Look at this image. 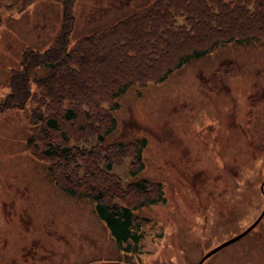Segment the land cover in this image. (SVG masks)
<instances>
[{"label":"rangeland","instance_id":"1","mask_svg":"<svg viewBox=\"0 0 264 264\" xmlns=\"http://www.w3.org/2000/svg\"><path fill=\"white\" fill-rule=\"evenodd\" d=\"M146 1L76 0L68 45ZM152 18L166 33L163 39L168 38L165 14L161 11ZM59 20V0H34L20 10L1 12L0 98L22 49L48 46ZM213 21L215 27H224L216 18ZM117 102V126L105 140L142 137L145 144L141 170L130 174L127 157L111 166L121 184L118 189L104 186L109 200L127 204L140 200L143 195L128 188L138 179H145L141 184L146 198H155L159 190L164 200L132 211L144 221L136 247L129 245L127 253L119 250L90 201L69 196L50 183L44 173L46 162L24 143L32 107L7 108L0 113V264L19 262V253L30 243L26 264H187L241 231L259 213L264 204L258 189L260 183L264 192V39L216 46L161 82L129 87ZM74 135L87 137V132ZM188 171L202 174L195 176L201 188L187 194L195 219L184 229L192 242L184 244L188 260L183 261L178 247V259L173 256L170 223L165 221L190 215L177 191ZM196 216H206L208 224L202 225ZM160 226L164 227L158 233ZM255 259L264 264V213L247 233L210 254L203 264H253Z\"/></svg>","mask_w":264,"mask_h":264},{"label":"trees","instance_id":"2","mask_svg":"<svg viewBox=\"0 0 264 264\" xmlns=\"http://www.w3.org/2000/svg\"><path fill=\"white\" fill-rule=\"evenodd\" d=\"M32 1L0 0V14L20 10ZM75 2L59 0L60 20L48 46L22 49L17 67L8 73L0 113L7 108L32 107L26 148H34L31 153L46 162L44 173L58 190L91 202L108 235L127 253L129 245L135 248L138 244L139 225L144 222L132 211L164 200L159 190L155 198L145 197L141 184L145 179L126 186L142 194L140 200L131 204L109 200L104 186L118 189L121 184L111 166L127 157L130 174L141 170L145 144L142 137L105 140L117 126V98L129 87L161 82L216 46L264 39V0H147L68 45ZM220 7L224 10L218 13ZM161 11L169 21L165 39L158 21L152 20ZM215 18L223 28L215 27ZM85 132L87 137L74 135Z\"/></svg>","mask_w":264,"mask_h":264},{"label":"flooded vegetation","instance_id":"3","mask_svg":"<svg viewBox=\"0 0 264 264\" xmlns=\"http://www.w3.org/2000/svg\"><path fill=\"white\" fill-rule=\"evenodd\" d=\"M216 138L214 137V140ZM199 174H202V172H191V171H188L186 173V177L184 179H182L180 181V183L177 185L178 189L177 191L179 192V197H180V201L182 203H184L183 205L187 206V209L190 211V215L188 217L186 216H171V217H166L168 218L169 220L168 221H165L166 223H170L169 228H170V231H168V244L170 246L173 247V256L175 258L178 259V253H177V248L181 251V255H180V259H182L183 261H187L188 259L186 258V255L184 253L186 248L184 247V244H187L188 246L191 244L192 242V238L187 234V236L184 235V229H188L190 228V225L193 223L195 217L193 216V209H192V201L187 199V194L191 193L192 191H198L201 186H198L199 184H196V182H198L195 178V176H198ZM260 185V183H259ZM262 185V184H261ZM258 189H259V186H258ZM260 190V189H259ZM183 191L185 193H183ZM177 200L173 199V204H175ZM264 213V212H263ZM262 216V215H261ZM197 219H200L201 220V224L204 225V224H208V219L206 216H196ZM144 223V222H143ZM162 224V223H161ZM164 226H160L158 227V230L157 232L159 233L160 230L163 228ZM252 228V227H251ZM250 228V229H251ZM249 229V230H250ZM248 230V231H249ZM247 231V232H248ZM245 232V233H247ZM244 233V234H245ZM243 234V235H244ZM263 234V233H262ZM261 234V235H262ZM242 236V235H241ZM240 236V237H241ZM142 237H140L141 239ZM239 238V237H238ZM236 238V239H238ZM139 239V241H140ZM235 239V240H236ZM254 240H256L255 238H252ZM138 241V242H139ZM234 241V240H233ZM232 242V241H231ZM230 243V242H229ZM257 243H258V240H257ZM32 245L33 243H30V246L31 247H26V248H23L22 251H21V254H25L24 256H21V254L19 253L18 257L20 258L19 259V263L22 264V263H25V261L28 259V255L30 254L31 252V249L32 248ZM134 248V247H133ZM210 249V248H209ZM207 249V250H209ZM206 250V251H207ZM204 251V253L206 252ZM204 253H199L198 256L194 257L192 260L190 261H187V264H196L199 259L202 257V255ZM212 254V253H211ZM209 256V255H208ZM207 256V257H208ZM206 258V257H205ZM205 258H203L198 264H203L204 261H205ZM26 264V263H25ZM173 264H178V261L177 262H174ZM253 264H257L256 263V259L254 261Z\"/></svg>","mask_w":264,"mask_h":264},{"label":"water","instance_id":"4","mask_svg":"<svg viewBox=\"0 0 264 264\" xmlns=\"http://www.w3.org/2000/svg\"><path fill=\"white\" fill-rule=\"evenodd\" d=\"M261 188V186L259 185V189ZM264 195V194H263ZM264 211V206L262 207V209L260 210V212L258 213V215L254 218V220L247 225L242 231H240L239 233H237L236 235L218 243L217 245L213 246L212 248H210L209 250H207L202 257L199 259V261L196 263L198 264L203 258L207 257L208 255H210L211 253H213L214 251L218 250L219 248H221L222 246L228 244L229 242L235 240L236 238L240 237L241 235H243L245 232H247L257 221L258 219L261 217L262 213ZM103 264H119V263H103Z\"/></svg>","mask_w":264,"mask_h":264}]
</instances>
